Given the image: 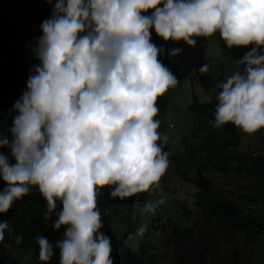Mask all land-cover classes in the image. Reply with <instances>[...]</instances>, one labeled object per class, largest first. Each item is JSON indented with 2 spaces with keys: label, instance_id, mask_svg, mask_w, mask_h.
Listing matches in <instances>:
<instances>
[{
  "label": "trees",
  "instance_id": "16d2710c",
  "mask_svg": "<svg viewBox=\"0 0 264 264\" xmlns=\"http://www.w3.org/2000/svg\"><path fill=\"white\" fill-rule=\"evenodd\" d=\"M19 1L27 0H4L3 10H16L14 4ZM29 1L42 15L54 10L48 6L52 0ZM92 2L105 29L115 38L114 50L121 59L119 69L108 82L99 80L96 64L87 51L81 55L75 47L64 45L65 57L57 63L62 78L52 82L42 73L30 74L29 63L42 64L39 52L29 48V36L22 26L0 12V264H161L157 244L149 242L151 230L141 240L137 238L138 247L132 244V238L141 231L138 214L150 202L140 194L137 155L130 141L134 128L131 115L137 113L142 119L143 142H154L168 153L158 132V116L165 103L163 75L172 61L168 52L172 32L166 23L179 0ZM134 30L141 39L142 63L123 41ZM82 66L87 69V74H82L85 78L80 74ZM206 69L199 71L198 78L210 91L214 75ZM245 71L249 88L243 100L234 103L219 90L220 95L210 102L194 99L188 107L194 128L184 140L189 146L187 157L184 162L175 160V169L181 181L197 190V207L210 213L219 235L182 230L179 224L169 223L172 231L168 240H152L165 248L172 245L174 252L184 250L181 264H240V251L235 250L232 261L226 260L220 252L221 243L233 245V234L240 232L246 248L264 233V210L243 208L231 201L207 174L224 173L231 164L228 170L236 177L264 181V153L240 150L245 135L243 125L254 123L264 111V50ZM72 74L87 84H95L100 97L96 109L77 94L73 84L64 83L63 77L70 81ZM29 92L69 97L85 118L91 144L100 149L113 172V183L105 187L107 194L96 198L100 207L86 200L90 226H83L76 218L71 203L50 192L55 177L36 162L42 135L70 154L77 172L89 186L101 189L104 185L85 167L81 153L67 144L61 129L50 130L34 122L25 103ZM43 153L52 162L60 160L59 150L46 148ZM69 181L80 195L70 176ZM240 198L264 205V200L256 197ZM160 219H155L156 227H161ZM248 264H252L251 260Z\"/></svg>",
  "mask_w": 264,
  "mask_h": 264
},
{
  "label": "rangeland",
  "instance_id": "374dc122",
  "mask_svg": "<svg viewBox=\"0 0 264 264\" xmlns=\"http://www.w3.org/2000/svg\"><path fill=\"white\" fill-rule=\"evenodd\" d=\"M3 1L0 0V12L10 15L22 26L29 36V48L39 52L42 64L29 63L27 71L30 74L42 73L52 82L62 78L57 63L65 57L63 45L75 47L81 55L86 53L83 50L87 51L96 64L99 80L108 82L119 69L121 59L114 50L115 38L105 29L92 0H52L48 6L54 10L47 15H42L29 0L14 4L16 10L13 11L3 10ZM166 27L172 31L168 45L172 61L163 75L165 103L158 116V132L168 153L154 142H143L142 119L137 113L132 114L134 128L130 132V141L137 155L140 194L150 202L138 214L141 231L138 237L132 238V244L138 247L137 238L141 240L149 229L152 232L148 234L149 242L157 244L162 257L160 263L181 264L184 250L174 252L172 245L165 248L152 240L158 237L168 240L172 231L169 223L179 224L182 230L207 231L209 236L218 234L210 213L197 207L194 199L197 190L181 181L175 169V160L184 162L187 157L189 146L184 140L194 128L188 107L194 99L200 103L210 102L220 95L219 90L223 97L234 103L244 99L249 88L246 66L264 50V0H179V6L171 12ZM126 39L123 41L127 48L142 63L138 31L129 33ZM202 69L214 75L210 91L205 90L199 81L198 74ZM86 70L82 66L81 77L85 78ZM63 81L73 84L81 98L94 104L95 109L98 107L96 103L100 97L94 83L87 84L75 77L70 81L63 77ZM25 98L26 108L34 122L50 130L61 129L67 144L81 153L85 167L104 185L101 189L89 186L77 172L70 154L42 135L36 162L55 177L50 192L71 203L76 218L83 226H90L86 200L100 207L96 198L98 194H107L105 187L113 183V172L100 149L91 144L85 118L75 110L69 97L29 92ZM242 129L245 135L240 150L251 154L264 153V111L254 123L245 124ZM46 148L59 150L60 160L52 162L47 159L43 153ZM230 166H226L224 173L207 172L208 177L231 201L243 208L264 210L262 203L252 204L240 198L244 195L264 200V181L236 177L228 170ZM69 176L80 195L70 185ZM159 216L161 227H156L155 219ZM233 241V245L225 241L220 245V252L226 260L232 261L235 250H239L240 264H248L250 260L252 264H264V233L255 244L246 248L243 247V233L235 232ZM199 245L203 248L200 242Z\"/></svg>",
  "mask_w": 264,
  "mask_h": 264
},
{
  "label": "clouds",
  "instance_id": "9594fccd",
  "mask_svg": "<svg viewBox=\"0 0 264 264\" xmlns=\"http://www.w3.org/2000/svg\"><path fill=\"white\" fill-rule=\"evenodd\" d=\"M172 12V11H171ZM167 28V27H166ZM169 30V29H168ZM171 31V30H170ZM172 32V31H171ZM169 45V44H168Z\"/></svg>",
  "mask_w": 264,
  "mask_h": 264
}]
</instances>
